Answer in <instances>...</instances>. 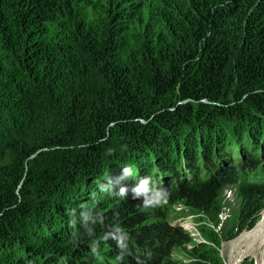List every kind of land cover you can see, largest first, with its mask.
<instances>
[{
    "label": "trees",
    "instance_id": "16d2710c",
    "mask_svg": "<svg viewBox=\"0 0 264 264\" xmlns=\"http://www.w3.org/2000/svg\"><path fill=\"white\" fill-rule=\"evenodd\" d=\"M263 209L264 0H0V264H224Z\"/></svg>",
    "mask_w": 264,
    "mask_h": 264
},
{
    "label": "rangeland",
    "instance_id": "374dc122",
    "mask_svg": "<svg viewBox=\"0 0 264 264\" xmlns=\"http://www.w3.org/2000/svg\"><path fill=\"white\" fill-rule=\"evenodd\" d=\"M237 202L234 199L233 191L226 187L223 189L221 193V201L219 203V214L217 215L218 218V225L214 226V222L212 219L213 215H209V217L205 216V214L199 213L194 211L193 209L186 207L182 204H178L173 207V209L169 212V218H172L171 221L173 224H179L182 225L184 228H186L187 231H190L192 235L197 237L198 239L201 238V235L199 233V227L201 226V223L207 222L212 227L214 226L216 230H219V227H224L228 224V215L232 214L235 209H237ZM264 213V209L260 212L258 222H256L255 226H253L249 230H243L241 233H239L236 237L230 240H224L220 243L219 250L220 255L223 259L224 264H230V262L234 261L235 264H256V256L255 254L251 255H243V249L244 247L238 246L233 247L232 242L237 239L240 235H246L250 233L254 228L257 227L259 220L261 219V216ZM177 215V217H174ZM206 220V221H203ZM227 227H225L226 229ZM249 236V235H248ZM260 237V235H258ZM256 238H254L255 240ZM261 240L264 242V235L261 237ZM262 248H258L261 250V259L263 255V249H264V243ZM173 254L175 257L180 258L182 260L187 259L186 252L183 250H180L179 252L174 251Z\"/></svg>",
    "mask_w": 264,
    "mask_h": 264
},
{
    "label": "clouds",
    "instance_id": "9594fccd",
    "mask_svg": "<svg viewBox=\"0 0 264 264\" xmlns=\"http://www.w3.org/2000/svg\"><path fill=\"white\" fill-rule=\"evenodd\" d=\"M132 175V172L130 169L128 168H125L124 171H123V175L121 178H125V177H128V176H131ZM121 178H118V179H121ZM149 191V178H144L142 179L138 186H136L135 188H133V193H134V196H139L141 193H145V200H144V206L145 207H148L150 205H158L162 202V200L164 199V196H165V193L160 191V190H157L156 192H154L151 196H148L147 193ZM127 192V189L126 188H121L120 189V194L123 196L125 195Z\"/></svg>",
    "mask_w": 264,
    "mask_h": 264
},
{
    "label": "bare ground",
    "instance_id": "6f19581e",
    "mask_svg": "<svg viewBox=\"0 0 264 264\" xmlns=\"http://www.w3.org/2000/svg\"><path fill=\"white\" fill-rule=\"evenodd\" d=\"M258 248L260 249L261 248V244H259ZM258 259L260 260L261 259V250H259V257Z\"/></svg>",
    "mask_w": 264,
    "mask_h": 264
}]
</instances>
